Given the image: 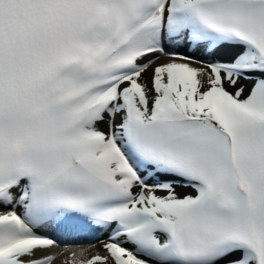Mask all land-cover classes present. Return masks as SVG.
<instances>
[{"label": "snow or ice", "instance_id": "snow-or-ice-1", "mask_svg": "<svg viewBox=\"0 0 264 264\" xmlns=\"http://www.w3.org/2000/svg\"><path fill=\"white\" fill-rule=\"evenodd\" d=\"M0 264H264V0H0Z\"/></svg>", "mask_w": 264, "mask_h": 264}]
</instances>
